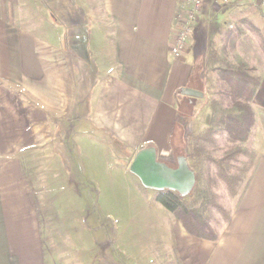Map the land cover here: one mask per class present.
<instances>
[{"label": "crops", "instance_id": "crops-1", "mask_svg": "<svg viewBox=\"0 0 264 264\" xmlns=\"http://www.w3.org/2000/svg\"><path fill=\"white\" fill-rule=\"evenodd\" d=\"M183 1L101 0L108 22L100 37L110 33V51L98 65L104 74L86 128L132 153L148 144L163 156L181 153L193 101L180 90L199 89L189 85L198 84L189 38L179 56L170 51ZM20 5L21 0H0V264H48L43 180L29 174L39 165L30 152L48 148L43 143L77 108V84L66 49L22 24ZM255 68L261 81L251 100L250 139L255 135L262 149L215 241L189 234L170 213L180 264H264V64ZM58 176L55 170V184Z\"/></svg>", "mask_w": 264, "mask_h": 264}, {"label": "rangeland", "instance_id": "rangeland-1", "mask_svg": "<svg viewBox=\"0 0 264 264\" xmlns=\"http://www.w3.org/2000/svg\"><path fill=\"white\" fill-rule=\"evenodd\" d=\"M96 2L93 10L85 0H21L16 7L22 24L36 28L66 49L77 84V108L70 117L61 119L57 135L43 143L48 148L30 152L31 158L39 159V165L30 167L29 174L43 180L40 196L48 238L46 259L48 264H180L171 236L170 212L154 200L157 192L144 188L128 171L134 153L108 135L86 128L89 106L104 74L98 65L108 59L111 39L110 33L106 40L100 37L108 21L103 18L101 1ZM231 5L204 0L191 25L189 42L196 49L195 74L199 75L198 84L190 81L189 85L198 87L203 95L192 98L185 139L205 130L203 120L211 98L206 88L205 57L210 42L220 39L218 26L233 30L241 27L244 33L237 41L239 53L257 67L264 64L259 32L249 22L242 25L233 18L236 8L249 7L245 15L254 9L264 13V8L244 1ZM179 104L184 105L181 101ZM211 140L205 149L214 158L234 147L220 133ZM261 149L254 135L246 144V155L240 153L228 160L227 171L241 174L238 194ZM186 152L183 143L180 154ZM199 164L202 166L195 184L207 191L211 200L205 215L212 228L219 231L238 194H231L221 180L217 184L209 182L206 161L200 158ZM55 170L59 174L56 184L52 177Z\"/></svg>", "mask_w": 264, "mask_h": 264}, {"label": "trees", "instance_id": "trees-1", "mask_svg": "<svg viewBox=\"0 0 264 264\" xmlns=\"http://www.w3.org/2000/svg\"><path fill=\"white\" fill-rule=\"evenodd\" d=\"M85 2L91 10L97 7L96 0ZM248 9L249 7L236 8L233 10V18H237L242 25L245 22L253 25L264 43V13L253 8L251 14L245 15L244 12ZM217 33L220 39L210 42L205 57L206 88L211 96L209 109L203 120L205 130L203 133L191 134L186 139L183 138V141L187 148L189 165L195 171L196 181L198 168L202 166L199 161L202 158L206 161L205 174L209 182L217 184L221 180L226 189L236 195L237 186L242 181L241 174L227 171L230 166L228 160L240 153L247 154L246 144L250 140L254 123L251 100L260 85L261 76L255 66L237 49V41L244 33L241 27L233 30L220 25ZM216 133L223 134L234 144L233 149H229L219 158H214L205 149V144L212 141L211 138ZM187 196L181 197L176 191L164 190L157 192L155 201L169 211L189 234L215 241L219 231L212 228L205 215V209L211 200L207 191L195 184ZM218 207L221 209V206ZM228 219L229 212L226 213L225 222Z\"/></svg>", "mask_w": 264, "mask_h": 264}, {"label": "water", "instance_id": "water-1", "mask_svg": "<svg viewBox=\"0 0 264 264\" xmlns=\"http://www.w3.org/2000/svg\"><path fill=\"white\" fill-rule=\"evenodd\" d=\"M180 93L196 98L203 95L191 87H182ZM128 171L137 177L144 188L156 192L176 191L181 197L190 194L196 181L195 171L190 167L186 154L163 156L151 144L135 151Z\"/></svg>", "mask_w": 264, "mask_h": 264}, {"label": "built area", "instance_id": "built-area-1", "mask_svg": "<svg viewBox=\"0 0 264 264\" xmlns=\"http://www.w3.org/2000/svg\"><path fill=\"white\" fill-rule=\"evenodd\" d=\"M215 2L221 1L223 4H227L230 1H244L251 4H256L264 8V0H214ZM204 0H184L183 1V14H178V29L174 37L173 44L171 46V54L174 57L179 56L180 52L184 48L187 39L190 37L191 25L196 20L197 12L201 9Z\"/></svg>", "mask_w": 264, "mask_h": 264}]
</instances>
